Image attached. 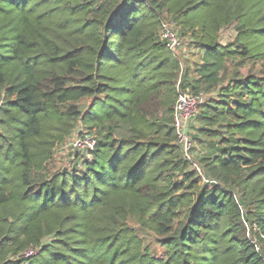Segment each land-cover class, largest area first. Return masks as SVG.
Returning a JSON list of instances; mask_svg holds the SVG:
<instances>
[{
	"label": "trees",
	"instance_id": "trees-1",
	"mask_svg": "<svg viewBox=\"0 0 264 264\" xmlns=\"http://www.w3.org/2000/svg\"><path fill=\"white\" fill-rule=\"evenodd\" d=\"M0 264H264V0H0Z\"/></svg>",
	"mask_w": 264,
	"mask_h": 264
},
{
	"label": "built area",
	"instance_id": "built-area-1",
	"mask_svg": "<svg viewBox=\"0 0 264 264\" xmlns=\"http://www.w3.org/2000/svg\"><path fill=\"white\" fill-rule=\"evenodd\" d=\"M160 37L163 39L168 48L176 56V51L181 44L179 31L176 25L172 21L164 20L160 27ZM179 80L177 82V98L173 109V123L176 130L178 140L183 148L184 154L187 158H190L189 150L192 146L190 136L188 134L190 125L194 122L196 115L199 111V105L201 103V97L192 94L189 89L179 88ZM80 138V137H79ZM87 141L84 145L92 147L93 140L90 138H82ZM83 141V142H84ZM77 141L73 143L76 147ZM82 147V148H83Z\"/></svg>",
	"mask_w": 264,
	"mask_h": 264
},
{
	"label": "rangeland",
	"instance_id": "rangeland-1",
	"mask_svg": "<svg viewBox=\"0 0 264 264\" xmlns=\"http://www.w3.org/2000/svg\"><path fill=\"white\" fill-rule=\"evenodd\" d=\"M233 37H234V31L232 30V28L225 29L221 33V41L222 42H227V41L231 40ZM175 53H176V56L178 58L188 57V56L192 57V55L194 53V49L189 45V43L186 39H184V40L182 39L181 44ZM182 66H183V64H182ZM206 96H207V94L204 93L202 98L205 99ZM196 124L197 123H195V126H196ZM75 141H77V143H78L76 145V148L83 147L84 145L87 144V141H84L82 138H79L77 133L76 134L74 133L73 136L71 137L70 141H68V143L66 144V146L63 149L58 150L56 152L57 162L60 166H64V164L67 162L68 153L70 150H72V147H70V146H74L73 143ZM193 146H194L196 151H198L201 147L200 145H197L196 142L195 143L193 142ZM201 149H202V147H201Z\"/></svg>",
	"mask_w": 264,
	"mask_h": 264
}]
</instances>
